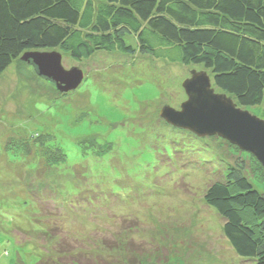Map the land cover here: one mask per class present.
Instances as JSON below:
<instances>
[{
    "label": "rangeland",
    "instance_id": "obj_1",
    "mask_svg": "<svg viewBox=\"0 0 264 264\" xmlns=\"http://www.w3.org/2000/svg\"><path fill=\"white\" fill-rule=\"evenodd\" d=\"M23 63L0 76V264L55 254L56 239L43 240L45 232L110 264H252L233 253L204 195L228 165L242 166L263 195L264 177L252 172L247 152L160 118L164 107L180 110L183 82L203 67L138 53L100 52L81 62L62 54V67L79 69L84 80L60 95ZM248 111L264 120L259 108ZM37 136L65 162L15 145ZM178 140L189 151L207 148L180 154L171 145ZM194 160L216 174L188 168Z\"/></svg>",
    "mask_w": 264,
    "mask_h": 264
},
{
    "label": "trees",
    "instance_id": "obj_2",
    "mask_svg": "<svg viewBox=\"0 0 264 264\" xmlns=\"http://www.w3.org/2000/svg\"><path fill=\"white\" fill-rule=\"evenodd\" d=\"M56 51L77 62L100 52H119L201 66L214 90L238 108H259L264 116V0H0V76L14 62L24 66L25 53ZM47 138L37 136L15 145L25 155L31 145L34 150L42 147L43 153L56 155L57 163L63 164L60 151L44 147ZM185 142L172 141V150L180 148L183 154L191 148ZM205 148L187 152L198 155ZM247 155L256 165L252 172L264 177V167ZM196 162H189L188 168L201 167ZM228 166L223 178L207 187L204 202L223 220V235L233 253L252 264H264V195L242 166ZM203 168L216 174L215 169ZM42 237L56 239L57 246L55 254L45 253L36 264H110L100 256L87 257L55 233Z\"/></svg>",
    "mask_w": 264,
    "mask_h": 264
},
{
    "label": "water",
    "instance_id": "obj_3",
    "mask_svg": "<svg viewBox=\"0 0 264 264\" xmlns=\"http://www.w3.org/2000/svg\"><path fill=\"white\" fill-rule=\"evenodd\" d=\"M21 61L31 64L37 75L59 94L77 90L84 80L77 68L66 71L56 52L25 53ZM187 100L180 110L164 107L160 118L176 129L198 138L218 137L253 156L264 167V120L238 108L231 98L216 93L206 72H190L182 84Z\"/></svg>",
    "mask_w": 264,
    "mask_h": 264
}]
</instances>
